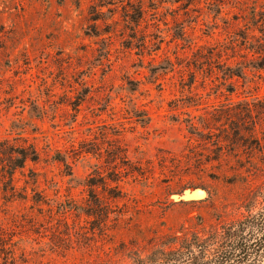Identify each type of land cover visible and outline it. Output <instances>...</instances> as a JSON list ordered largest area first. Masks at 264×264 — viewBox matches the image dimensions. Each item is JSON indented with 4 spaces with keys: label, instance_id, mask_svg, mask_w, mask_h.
I'll use <instances>...</instances> for the list:
<instances>
[{
    "label": "rangeland",
    "instance_id": "obj_1",
    "mask_svg": "<svg viewBox=\"0 0 264 264\" xmlns=\"http://www.w3.org/2000/svg\"><path fill=\"white\" fill-rule=\"evenodd\" d=\"M261 38L264 0H0V141L40 156L17 199L0 175V264H135L261 211Z\"/></svg>",
    "mask_w": 264,
    "mask_h": 264
},
{
    "label": "trees",
    "instance_id": "obj_2",
    "mask_svg": "<svg viewBox=\"0 0 264 264\" xmlns=\"http://www.w3.org/2000/svg\"><path fill=\"white\" fill-rule=\"evenodd\" d=\"M258 41L257 47L250 48L255 53L264 54V38ZM250 65L264 69V64ZM242 67L227 66L225 78L242 77ZM9 141H0L3 163L0 175L8 183L6 194H10V198L7 200L18 198L14 184L16 170L23 168L27 160L37 161L40 158L34 143L24 141L23 144H10ZM201 230L208 232V236L199 237L196 234L198 231L171 236L172 242L163 244L154 258L149 261L138 260L135 264H264V208L253 214L248 213L231 224L211 226L208 230L203 226ZM0 249L3 250L4 245Z\"/></svg>",
    "mask_w": 264,
    "mask_h": 264
},
{
    "label": "water",
    "instance_id": "obj_3",
    "mask_svg": "<svg viewBox=\"0 0 264 264\" xmlns=\"http://www.w3.org/2000/svg\"><path fill=\"white\" fill-rule=\"evenodd\" d=\"M206 196L205 190L201 188L186 189L181 194H173L172 200H197Z\"/></svg>",
    "mask_w": 264,
    "mask_h": 264
}]
</instances>
